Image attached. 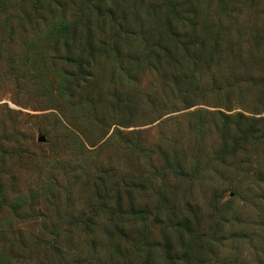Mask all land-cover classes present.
Segmentation results:
<instances>
[{
  "label": "rangeland",
  "instance_id": "374dc122",
  "mask_svg": "<svg viewBox=\"0 0 264 264\" xmlns=\"http://www.w3.org/2000/svg\"><path fill=\"white\" fill-rule=\"evenodd\" d=\"M4 1L0 264H264V0Z\"/></svg>",
  "mask_w": 264,
  "mask_h": 264
},
{
  "label": "trees",
  "instance_id": "16d2710c",
  "mask_svg": "<svg viewBox=\"0 0 264 264\" xmlns=\"http://www.w3.org/2000/svg\"><path fill=\"white\" fill-rule=\"evenodd\" d=\"M7 1V0H6ZM3 5H5V1L4 0H0V11L4 10L5 7H3ZM78 31L77 30H74L72 33H69L67 30H62L61 31V36L57 38V40L60 42V39L64 38V43H65V46L71 50V48H73V51L75 52L73 54V56H69L68 58L71 60V62L73 63V67L76 68V72L77 73H82V70L85 69V67H88V66H91V63L87 62L86 60H81V58L78 59L77 57V54H76V49L78 47H80L77 42L78 40H83L82 41V45L85 46L87 52L89 53V56L90 58H95L98 54H102V52H98V50H100L99 48L100 47H105V54L108 55V57H111L112 55H114L113 53H117L119 54L120 53V49L119 47L121 48L120 44H119V38H114L113 37V41L116 43L115 45H110L108 44V42L106 40H98L97 37L94 35V33H92V31H89L87 34L85 35H80L78 37ZM83 36L85 38H83ZM120 36V35H119ZM122 50V48H121ZM75 56V57H74ZM120 58V56H119ZM87 62V63H85ZM8 202L7 200H5L3 197H2V190H1V187H0V208L4 205L8 206ZM12 207V206H11ZM116 232L117 233H120L121 237H126L129 236L128 232L125 231L124 228H121V227H118L116 228Z\"/></svg>",
  "mask_w": 264,
  "mask_h": 264
},
{
  "label": "water",
  "instance_id": "95a60500",
  "mask_svg": "<svg viewBox=\"0 0 264 264\" xmlns=\"http://www.w3.org/2000/svg\"><path fill=\"white\" fill-rule=\"evenodd\" d=\"M39 140L44 142V141H46V137L42 135V136L39 137Z\"/></svg>",
  "mask_w": 264,
  "mask_h": 264
}]
</instances>
